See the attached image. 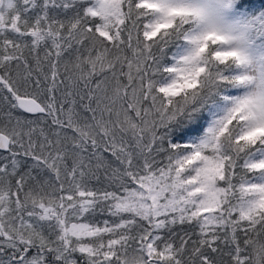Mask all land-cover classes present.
I'll use <instances>...</instances> for the list:
<instances>
[{"label": "snow or ice", "instance_id": "1", "mask_svg": "<svg viewBox=\"0 0 264 264\" xmlns=\"http://www.w3.org/2000/svg\"><path fill=\"white\" fill-rule=\"evenodd\" d=\"M0 264H264V0H0Z\"/></svg>", "mask_w": 264, "mask_h": 264}]
</instances>
